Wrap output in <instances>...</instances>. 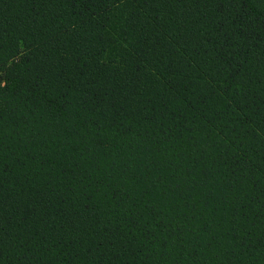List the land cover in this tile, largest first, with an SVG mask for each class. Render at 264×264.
I'll return each instance as SVG.
<instances>
[{"label":"trees","instance_id":"trees-1","mask_svg":"<svg viewBox=\"0 0 264 264\" xmlns=\"http://www.w3.org/2000/svg\"><path fill=\"white\" fill-rule=\"evenodd\" d=\"M0 149V264H264V0H0Z\"/></svg>","mask_w":264,"mask_h":264},{"label":"snow or ice","instance_id":"snow-or-ice-1","mask_svg":"<svg viewBox=\"0 0 264 264\" xmlns=\"http://www.w3.org/2000/svg\"><path fill=\"white\" fill-rule=\"evenodd\" d=\"M223 5V0H221V6ZM216 40L218 43H220V49L221 50H231L233 47L237 44H242L243 41L238 37L235 33H230L228 31H220V34L216 37ZM3 151H7V149H0ZM14 154V153H13ZM3 161L0 160V163ZM84 179H91V177H83L81 179V183L84 182ZM89 187L91 186L90 184L88 185ZM133 200L135 198L133 197ZM132 219H133V225L140 228L141 230H146L148 227H156L159 225H151L149 221L144 219V216L141 213L140 210V202H137L133 205L132 208ZM149 215L151 216V219L153 221L157 220V217H159L160 213L157 211L155 207H152L151 210L149 211ZM143 223H140V222ZM151 235H154L155 233L152 232L150 233Z\"/></svg>","mask_w":264,"mask_h":264}]
</instances>
